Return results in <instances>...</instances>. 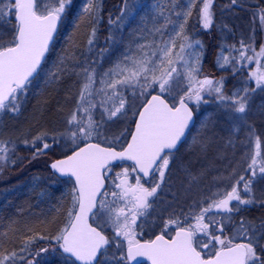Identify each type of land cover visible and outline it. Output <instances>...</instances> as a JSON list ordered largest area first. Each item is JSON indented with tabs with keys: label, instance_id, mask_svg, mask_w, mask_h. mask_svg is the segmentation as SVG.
<instances>
[{
	"label": "rangeland",
	"instance_id": "374dc122",
	"mask_svg": "<svg viewBox=\"0 0 264 264\" xmlns=\"http://www.w3.org/2000/svg\"><path fill=\"white\" fill-rule=\"evenodd\" d=\"M99 1L101 0H97V4H94V0H92V10L97 7L94 9L97 20L94 26H91V23L88 22L86 25H82L86 16L82 13L86 0H72L70 4H66L63 12L64 22L60 32L61 35L56 41L50 58L34 83L17 97L19 110L16 112L19 113V117L28 115L23 117L22 121H16L15 117L17 115L10 114L9 109L1 112L0 147H6L7 142L11 144L7 149L10 154V156H7L9 159L7 158L6 161L9 163L8 165H14L19 158L23 157L21 151H14L15 147L34 145V138L38 136L43 137L42 140H37L42 143L47 142L49 140L47 138L57 139V142L61 144L59 146L60 151L63 152L79 146L83 140L76 145L73 144L70 133L76 129L69 125V120L66 122V119H70L74 112L77 119L83 122H87L89 116H91L98 132L102 134V138H96L97 140L107 145H121L129 135L131 123L137 116L133 115V111L138 113L149 94L160 92V90L158 85L154 84L152 87H145L143 91L146 95L140 96L141 89L139 85L118 86L117 91L126 98L125 109L115 117L109 118V110L112 109L113 103H116L117 106L118 103L115 98L108 100V97L112 96V90L101 83L102 79H109L103 74L112 69L117 63H123L125 57L139 58L145 52L155 51L157 48L163 47L164 42L175 36L173 29L178 30L179 25H183L184 31L180 37L176 38L177 47L173 51L172 59L177 60L176 53L179 52V46L183 44L185 45V51L181 55L184 56V60L173 65L176 67L177 72L173 73L169 90L164 94L171 101L177 103L190 87L187 75L188 68L198 69L194 73L197 80H201V77L206 74L204 73V62L208 44H206L204 32L196 30L200 23V10L203 7L201 0H128L120 15L117 19L112 20L110 29L106 31L107 36L109 35L111 39L107 38L105 40L103 39L105 36L103 35L104 31L101 28L104 16L100 13L102 4ZM213 2L214 0H212ZM245 4L251 7L254 6L253 2L244 3L243 0L239 1L237 6L241 8L239 5L244 6ZM9 6V0H0V9H3L0 19H2ZM54 7H58L56 0H39L37 4V9L41 14H45L46 10H51ZM189 12L190 15L187 14ZM178 13L179 15H177ZM232 15L235 16V13L227 14L229 17ZM81 26L85 28L79 31L78 28ZM15 29L16 26L10 22L0 24V43L8 44L16 34ZM93 29H95L94 36H92ZM240 33L239 29L234 32L230 31L228 23L224 22L215 33L208 34L209 41L210 37H214L220 45L216 58L217 67L220 70L227 67L228 70H231L228 80L230 77H237V74H239L238 80L241 83L233 82L231 88L225 92L227 79L219 76L212 85L207 86L204 93H201L202 100L198 104L199 108L204 104L208 105L190 139L192 146L194 145V152L190 153L194 168L186 174L187 179L180 185V193L191 210L201 204L207 207L208 198H224V193L230 191L232 186H237L239 191L244 188V184L248 182L247 178H249L248 166L255 156V140L257 137L260 139L261 147L260 156L256 159L258 158L259 161L264 160V84L257 86L255 77L251 75L253 73L252 69H255L252 67L254 62L239 59L240 50L244 46L243 43H239L243 41ZM201 36L203 39L200 38ZM247 36H251L249 31ZM184 37H187V39H184ZM89 39L93 41L91 45L88 43ZM102 39L103 41H101ZM231 40L234 41L235 45H230ZM141 46L144 47L141 48ZM246 55L249 56L247 51ZM226 59L227 62H225ZM185 61L188 62L187 67ZM157 64H159V61H157ZM262 66H264V63ZM168 67L165 62L156 69L154 74L160 76L161 71L166 70ZM86 68L95 69L97 74L96 83L92 87V95L86 96L85 101L81 102L79 96L83 85L86 83L84 72ZM249 69L250 72L246 73ZM78 83L81 84L80 87H77ZM140 84H146V82L141 79ZM217 87L221 88L220 93L215 91ZM53 95L57 96L56 108L62 111L59 114L61 119L58 124V126L61 125L60 134L56 136H53V134L57 132L58 127L48 128L45 122L39 123L40 120H38L39 115L43 114L46 109V100L53 97ZM220 95L231 99L221 100ZM239 97H243L246 101V109L243 114L235 112L236 100ZM37 100L42 101L37 105L38 109L31 112L33 107L28 108L27 103L32 105ZM78 105L80 107L79 111H77ZM90 105H94V107H90ZM84 108H88L89 111L84 112ZM27 120L31 122L29 129L24 124ZM34 128L38 129L33 130ZM44 176L47 177L48 175L43 173L40 177H35L34 182L22 191L33 192L41 186L43 190L39 193V198L42 201L41 205L47 209L49 208L48 203L51 200L53 201L54 189L43 185H50V179ZM241 176L244 177V180L236 185ZM256 177H253L254 180L251 179V192L246 193L253 200L264 202V175ZM62 184L65 187L60 188V191L66 196L70 193V187L66 186V183ZM233 208L236 207L233 205ZM233 215L234 212L217 211L208 216L224 226L230 227ZM97 217L99 219L96 220L94 216L93 221H99L101 227L111 228L110 222L104 223L106 218L104 215H98ZM238 229L237 226L232 227L233 233H231V236L236 237L235 240L241 239ZM55 233L58 232L55 231ZM119 250L124 251L121 247L109 249L98 264H118V262L125 264L117 255L118 252L116 251Z\"/></svg>",
	"mask_w": 264,
	"mask_h": 264
},
{
	"label": "snow or ice",
	"instance_id": "6c2138e0",
	"mask_svg": "<svg viewBox=\"0 0 264 264\" xmlns=\"http://www.w3.org/2000/svg\"><path fill=\"white\" fill-rule=\"evenodd\" d=\"M9 2L11 7L8 11L18 23L15 29L16 34L12 40L7 45L0 43V111L19 110L17 94L26 91L27 85L31 83L30 78H35L34 73H37L45 53L49 51V44L56 32L57 22L65 10V5L70 4L71 0H56L58 7L46 10L45 14L38 11L37 0H9ZM201 2L203 4L200 10L201 17L204 27L207 28L212 22V0H201ZM91 12L92 0H86L82 13L87 15ZM2 13L3 9H0V14ZM261 19H264V16ZM173 30L175 36L164 42L163 47L145 52L139 58L125 57L123 63H117L103 74L109 79H102L101 83L112 90V96H109L108 100L115 98L118 103V106L113 103L112 109L109 110V118L115 117L125 109L126 98L117 91L118 86L139 85L140 96L146 95L143 91L145 87H152L154 84L158 85L161 93L169 90L173 73L177 72L173 65L184 60L181 53L185 51V45L181 44L179 52L176 53L177 60L172 59L173 51L177 47L176 38L181 36L184 28L183 25H179L178 30L176 28ZM94 35L95 29L92 32V36ZM92 42V39H89V45ZM143 47L141 46V48ZM246 51L247 49L241 48L240 60L252 61L257 57H264V48H261L259 52H254L251 57L246 55ZM165 62L169 67L161 71L160 76H156L154 74L156 69ZM187 63L185 61L186 67ZM197 71V68H188L190 87L185 96L179 99L178 104H169L162 95H152L151 99L143 102L142 111L138 113L133 111V115H138L139 119L135 124L134 133L131 134V141L122 151H117L115 147H104L101 143L89 142L83 147H79L78 150H74L72 155L50 165L59 173L75 178L76 187L72 190L73 203L68 211V222L54 237L57 241H62L61 247L65 253H70L82 264H97L98 253H101V250L109 245V239L98 227H93L89 223V214H92L93 216L104 215L106 217L104 223H111L114 229V240L119 237L126 240V252H121L123 261L144 264V261L138 258L146 257L151 261V264H264V258L257 254L256 247H254V244L257 243L255 236L248 235L249 228L245 227L243 220L237 231L242 238L249 242L234 243L233 240L236 237L221 238V236L213 234L214 231L222 232L224 225L208 216L210 212L214 209H222L229 213L238 212L239 205L253 203L251 199H242L237 186H232L231 191L224 193L223 199L208 198L207 207H201L198 212L193 210L190 215L186 214L183 224L179 217L169 219L165 224V229L174 226L175 235L171 238H166L163 232L155 239L143 240V242L136 238V221L140 215H143L144 210L150 207L149 198L155 195L160 183H154L151 188L145 187L138 175L135 184H130L127 168L121 173H117L119 183L113 181L119 192L111 193L114 198L122 200L124 206L112 208L105 199H101L98 206L97 197L108 196L107 192L101 190L105 186L104 174L111 170L110 165L113 161L132 160L135 162V167L132 168L133 172L142 173L145 177L158 173L159 181L163 182L165 170L169 166V157L173 155L172 150L177 148L178 142L185 135V130L192 119V111L186 100H195L199 104L202 100L201 91L204 90V86L213 84V81L207 78L197 80L194 75ZM84 72L86 83L79 96L81 102L85 101L86 96L92 95V87L96 83L97 75L94 68H86ZM251 75L255 77L257 86L264 84V66L257 63V70ZM112 77L119 78L113 79ZM141 79L146 84H140ZM215 91L220 93L221 88L217 87ZM105 95L107 94L105 93ZM219 98L221 100L231 99L223 95H220ZM236 105L235 112L245 113L246 101L243 97L236 100ZM90 107H94V105H90ZM79 110L78 105L77 111ZM83 111L88 112L89 109L84 108ZM68 123L76 129L70 133L74 145L81 140L91 141L93 136L102 138V134L98 132L91 116L87 122H83L77 119L74 112ZM42 139V136L34 138L33 144ZM260 147L261 142L257 137L255 156L248 166L252 177L257 175L255 166L257 165L256 157L260 156ZM49 148L48 143H43L41 148L36 149L34 156ZM6 152V147H0V153ZM6 158V155L0 156V159ZM259 173L264 174V165L259 167ZM243 180L244 177L241 176L236 185H239ZM250 184L251 180L244 184V189L248 193L251 192ZM232 201L238 202L235 209L230 207ZM97 208L98 212L94 213L93 210ZM205 217H208L207 222H205ZM189 219L194 220L195 223H188ZM97 223L100 222L97 221ZM199 234H203V237H200ZM204 238H207V243L204 242ZM210 245L213 251L206 252L205 250L209 249ZM119 246L122 249V242ZM261 250L264 251V246ZM42 251H46V249H42ZM15 257V252L5 255L0 259V264H13Z\"/></svg>",
	"mask_w": 264,
	"mask_h": 264
},
{
	"label": "trees",
	"instance_id": "16d2710c",
	"mask_svg": "<svg viewBox=\"0 0 264 264\" xmlns=\"http://www.w3.org/2000/svg\"><path fill=\"white\" fill-rule=\"evenodd\" d=\"M127 1L128 0L99 1L101 2L100 4H102L100 13L104 16V22L101 26L102 30L104 31L103 35H105L103 37L104 40L107 38L111 39L109 35L107 36L106 31L110 29L112 20L117 19V17L120 15V12L122 11ZM239 1L241 0H214V2L211 4V13L212 21L215 24L210 27L211 29L209 30V32H204L206 42L209 47L208 55L204 62V73L225 77L227 79V83L224 88L225 92H227L231 88L233 82L241 83L238 80L239 74H237V77L233 76L230 77L228 80V76L230 75L231 70H221L220 72H215V68H213L214 56L218 49L219 42L216 41L214 37H210L209 41L208 34H210L211 32L215 33L221 24L227 22L230 31L234 32L237 31V29L241 31L240 35L243 41L239 43H243L244 46H240H242L244 49H247L249 57L253 56L254 52H259L261 48H264V32L262 31L263 34L261 33V30H264V19H261V17L264 16V0H243L244 3L253 2L254 6L252 7L246 4L244 6L239 5L241 8H243V10L249 11L248 14L245 13V18L248 20L250 26L243 23L245 19L240 12L235 16H226L228 17V19L219 23V21H221V12L226 10H233V8L237 6V3ZM94 4H97V0H94ZM68 6L70 7V5ZM10 7L11 5L9 6V8ZM96 8L97 7H94V9ZM8 9L6 10L5 14H3L2 19H0V24L10 22L16 26V19L9 13ZM94 9L91 13L85 16L82 25H86V23L88 22L91 23V26H94L97 23ZM230 12L226 14H233ZM200 23L202 22L200 21ZM199 25L196 30L200 32V28L201 30L204 29V25H202V27ZM84 28V26H81L78 29L80 31ZM248 31L250 32L251 38H247L249 37L247 36ZM237 34L239 35V33ZM103 39L101 41H103ZM230 43L231 45H235L233 40H231ZM252 61L254 62L252 67L255 68L252 69V72H254V70H257V63H259L261 66L263 65L264 57H257ZM249 72L250 69L246 73ZM56 100V95H53V97L48 98V100H46L47 103L45 104L46 109L44 110L43 114L39 115V123L45 122L48 128H56L60 123L58 122V119L56 120L55 118H53V116H57V113H62V111H59L56 108ZM41 101L42 100H37L35 105H33V108L35 107L37 110V105ZM27 105L29 104L27 103ZM205 106L207 105L204 104L203 107ZM1 112L2 111H0V116L2 114ZM9 112L12 115H17V117H15L16 121L20 118H23L22 116L19 117V113H17L16 111L11 112L9 109ZM30 123V120L24 122V124L28 126V129L30 128ZM47 139L51 140V138ZM6 144V148L8 149L9 145L11 144L10 142H7ZM42 144V142L36 141L34 145H25L22 147L19 146L18 148L15 147L14 151H21L23 157L19 158L14 165H8L9 163L6 162L8 158L7 156H10L8 152L0 153V156L6 155L7 157L6 159H0V259H2L5 255H9L15 252L16 257L14 258L13 264H76L71 258L66 257L61 251V241H57L56 239H54V237H56L60 233V230L68 222V211L72 207L73 203L72 190L75 187L74 184L71 182V185H66L70 187V193H68L66 196L63 195V192L61 193L60 188L65 187L62 184L64 183V180L58 178L53 173L49 166V163L51 162V160H53V158L62 156L63 153H60L57 147L50 146L49 149L44 150L41 154L34 156L36 149L41 148ZM261 165H264V160L261 159L259 161L257 158V165L255 166L257 172L256 176L264 175L259 173V167ZM43 173L48 175L47 177H44L50 179L49 184L51 186H47L46 184L43 185L47 188L54 189L52 198L53 201L51 200L50 203H48L49 208L51 209H46L44 208V206L41 205L42 201H40L41 199L39 198V193L43 190L41 186H39L38 189L34 190L33 192L22 191L24 188H27L32 182H34L33 179L35 177L38 178ZM248 173L249 178H247V181L253 179L251 170H249ZM256 176L254 178H257ZM239 193L242 199H251L253 203L249 205H239L240 210L238 212L233 211V220L232 222L230 221L231 226L225 227V229H223V235L221 236V238L230 239L231 233H233L232 227H240V224L243 220L245 222V227L249 228L248 235L255 236L257 243L254 244V247H256L257 254L261 258H264V251L261 250L262 246H264V202H257L253 200L250 196L247 195L244 188L239 191ZM219 199L223 198H214L213 200ZM237 203L238 202L236 201H232L230 203V206L232 208L233 205L236 207ZM215 211L224 210L214 209L209 214L214 213ZM205 218L207 221L208 217ZM55 231H57L58 233H55ZM240 238L241 239L238 241L249 242V240L247 239H244L242 237ZM113 248L114 245L112 244L109 249ZM42 249H46V251H42ZM116 252H118L117 255L123 261L121 255L122 251L119 250ZM123 262L125 264H129L128 261Z\"/></svg>",
	"mask_w": 264,
	"mask_h": 264
},
{
	"label": "flooded vegetation",
	"instance_id": "af4514ba",
	"mask_svg": "<svg viewBox=\"0 0 264 264\" xmlns=\"http://www.w3.org/2000/svg\"><path fill=\"white\" fill-rule=\"evenodd\" d=\"M233 13H235V15L239 14V12L244 16L245 21L243 22L244 24L250 26L248 20L245 18V13L248 14V10H243V8H239L238 6H235L233 8V10H230ZM229 13V11H222L221 12V21H225L228 19L227 14ZM247 20V21H246ZM200 21L202 23H200L199 26L202 27L203 24V19L201 17V13H200ZM215 23H213V21L211 22L209 27H204V29L201 30L200 28V32H206L211 29L210 27L213 26ZM252 26V24H251ZM263 30H261V33ZM201 34V33H200ZM205 34V33H204ZM201 39H203V37H200ZM247 38H251L250 36ZM218 43V42H217ZM207 44V42H206ZM231 45V43H230ZM220 48V45H218V49L216 51V54L214 56V65L213 68H215V72H220L221 70L217 67L216 65V58L218 56V50ZM208 50L209 47H207V52H206V56L205 59L208 55ZM222 70H228V67ZM204 74V73H203ZM210 76H214L215 80H217V78H219V76H216L214 74H207ZM206 74H204L202 77L207 76ZM213 81V80H212ZM213 81V82H214ZM208 85L204 86V90L201 91V93L205 92V89L207 88ZM19 94V93H18ZM17 94V95H18ZM20 95V94H19ZM18 95V96H19ZM175 102H172V104ZM190 104H192L193 106L195 105V102H191ZM69 120V118L66 119ZM133 125L134 122L132 124V128L130 126L129 128V135L127 136V138L121 143V145H116L118 148H123L125 147V145L128 143L131 132L133 130ZM59 129H57L53 136L59 135V130L61 129V125L57 126ZM191 135L192 133L173 151V155L171 157H169V166L168 169L165 170V176H164V180L163 182L159 181V177H158V173L155 175L150 174L149 176L145 177L143 176V174L138 173V172H133L132 168L135 167V163L132 161H121L119 163L113 164L110 166L109 171L105 172V178H106V188L104 190V192L108 193L107 197H103L101 196V199H105L107 203H109V205L112 208H119V207H123L124 203L122 200H120L119 198H114L111 193L112 192H119V189H117L115 187V184L113 183V181H115V183H119V178L117 176V173H121L125 168H127L129 170V183L130 184H135L136 181V177L139 175L141 183L144 184L145 187L151 188L152 186H154V183H160V187L157 189L155 195L153 197L149 198V205L150 207H148L147 209L144 210L143 215H140L136 221V233H137V239H140L141 241L143 240H151L154 239L157 235H160L162 232L163 234H165L166 238H171L172 236L175 235V231H174V226H170L167 229H165V224L169 219H175L177 217H179V219L181 220L182 224L185 221V215L186 214H191L193 212V210L195 212H198L199 209L201 207H204L203 204L201 205H197L196 208L194 209H190L185 201V198L182 197L183 195L180 193L181 190V183L184 182L185 179H187V173L190 172V170H192V168H194V162L191 159V155L190 153L194 152V145L192 146L190 139H191ZM46 143H48L50 146H55L59 149L60 153H63L62 156L57 157V158H61L64 157L66 155H68L69 153H71L75 148L70 149V151H60V143L57 142V139H53V140H48ZM192 147V148H191ZM54 158V159H57ZM192 165V166H190ZM59 178V177H58ZM61 179V178H60ZM64 183H66V185H71L72 180L70 179H63ZM115 200V202L113 203V201ZM98 212V210H97ZM217 212V211H215ZM98 215L95 216L96 220ZM99 219V218H98ZM96 222V221H95ZM205 222L206 218H205ZM219 222V221H217ZM97 223V222H96ZM188 223H195L194 220L189 219ZM220 223V222H219ZM98 227H100L108 236L109 240L111 243L114 244V247H120V243L122 242V249L124 247V249H127V242L126 240H124L123 237H119L117 240H114V229L111 226V228H106L104 226H100L98 223L96 224ZM184 226H187V224H184ZM226 226H224L225 229ZM214 235H219L222 236L223 235V231H214L213 232ZM200 237H203V234H199ZM231 238H233L231 236ZM204 242L207 243V238H204ZM215 243V242H214ZM218 246V245H217ZM206 252H211L213 251L212 246H209V249L205 250ZM144 264H148L147 262H144Z\"/></svg>",
	"mask_w": 264,
	"mask_h": 264
},
{
	"label": "water",
	"instance_id": "95a60500",
	"mask_svg": "<svg viewBox=\"0 0 264 264\" xmlns=\"http://www.w3.org/2000/svg\"><path fill=\"white\" fill-rule=\"evenodd\" d=\"M61 22H62V17L60 16V19H59V21L57 22V29H56V32L53 34V40H52V42H50V44H49V51L47 52V53H45V57L42 59V61H41V64H40V66H39V68L37 69V73H34V77H36L38 74H39V72H40V70H41V68H42V66H43V64H44V62H45V60L47 59V56H48V54H49V52H50V50H51V47H52V45H53V43H54V41H55V39H56V36H57V34H58V32H59V29H60V26H61ZM32 79H34V78H30V80H32ZM207 79H210L211 80V77H209V78H207ZM152 95H162V94H159V93H153V94H151L150 96H149V98L147 99V100H149V99H151V96ZM163 96V98L165 99V100H167L168 102H169V100L164 96V95H162ZM187 103V102H186ZM169 104H171L170 102H169ZM188 104V103H187ZM188 107L191 109V111H192V119L189 121V126H188V128L185 130V135L181 138V141L180 142H178V144H177V147L179 146V144L182 142V141H184L185 140V138L187 137V135H188V133L190 132V130H191V128L195 125V122H196V115H195V113H194V111L192 110V108L190 107V105L188 104ZM143 110V106H142V108L140 109V111H142ZM138 119H139V117L137 116V120H136V122L138 121ZM134 131H135V129H134ZM134 131H133V133H134ZM132 133V134H133ZM131 141V137H130V140H129V142ZM91 143H98V142H95V141H90ZM128 142V143H129ZM89 143V142H88ZM85 145V144H84ZM83 145V146H84ZM83 146H81V147H83ZM102 146H104V145H102ZM104 147H108V146H104ZM127 147V146H126ZM126 147H124V148H126ZM79 149V148H78ZM78 149H76V150H78ZM116 150L117 151H122L123 149H117L116 148ZM174 150V149H173ZM73 153V152H72ZM72 153H70V154H68L67 156H69V155H72ZM67 156H65V157H62V158H58V159H55L54 161H52L51 162V164L52 163H54L55 161H57V160H61V159H65ZM127 160V159H126ZM123 161V160H122ZM129 161H132V160H129ZM118 162H120V161H113L112 163H111V165L112 164H114V163H118ZM132 162H134V161H132ZM135 163V162H134ZM50 164V165H51ZM52 170H54L59 176H61V177H70V178H72L74 181H75V178L74 177H72V176H70V175H64V174H61V173H59L58 171H56L55 169H52ZM105 187H106V180H105V186H104V188L101 190L102 192L104 191V189H105ZM100 197L101 196H98L97 197V201L99 202V199H100ZM97 209H94L93 210V212L95 213V211H96ZM91 219H92V214H89V223L90 224H92V221H91ZM92 226L93 227H96L95 225H93L92 224ZM99 229V228H98ZM100 230V229H99ZM101 231V230H100ZM104 234V233H103ZM105 235V234H104ZM106 236V235H105ZM107 237V236H106ZM155 239V238H154ZM143 242V241H142ZM62 244V243H61ZM108 247V245L107 246H105V248L104 249H106ZM104 249H102L101 250V253H98V256H97V263H98V261L100 260V257H101V254H102V252H103V250ZM61 250H62V252L65 254V255H67V256H69V257H71V258H73L74 259V261L75 262H77L78 264H82V262H80V261H78V260H76V258L75 257H73L70 253H65L64 251H63V248L61 247ZM138 259H142L144 262H148L149 264H151V261H149L146 257H141V258H138ZM131 264H135V261H129Z\"/></svg>",
	"mask_w": 264,
	"mask_h": 264
},
{
	"label": "bare ground",
	"instance_id": "6f19581e",
	"mask_svg": "<svg viewBox=\"0 0 264 264\" xmlns=\"http://www.w3.org/2000/svg\"><path fill=\"white\" fill-rule=\"evenodd\" d=\"M81 86V84L80 83H78V85H77V87H80ZM35 103H33L32 105H28V107H30V109H31V107H33V105H34ZM29 109V110H30ZM36 110V108L34 107V108H32L31 109V112L32 111H35ZM27 114V113H26ZM57 116H53V118H55L56 120L58 119V122H60V119H61V116L57 113L56 114ZM22 117H24V115L22 116ZM18 121V120H17ZM19 121H22V118H20L19 119ZM133 122H134V125H133V129H135V124H136V121L135 120H133ZM133 122L131 123V128H132V124H133ZM13 126V125H12ZM33 128V127H32ZM38 129V128H37ZM36 128H34L33 130H37ZM31 130V129H30ZM37 147H40V146H37ZM59 150V149H58Z\"/></svg>",
	"mask_w": 264,
	"mask_h": 264
}]
</instances>
